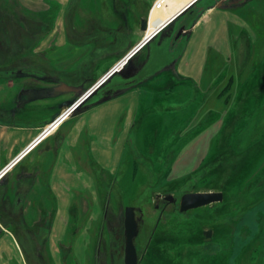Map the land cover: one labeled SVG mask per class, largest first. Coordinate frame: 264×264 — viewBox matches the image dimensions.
I'll use <instances>...</instances> for the list:
<instances>
[{
	"label": "rangeland",
	"instance_id": "374dc122",
	"mask_svg": "<svg viewBox=\"0 0 264 264\" xmlns=\"http://www.w3.org/2000/svg\"><path fill=\"white\" fill-rule=\"evenodd\" d=\"M148 1L152 4L155 0ZM216 2L202 0L178 19L176 27L180 24L189 27L202 11ZM19 8L28 17H34L29 8ZM63 9L61 5L58 7L55 19L63 16ZM233 12L236 17L231 18L235 23L230 25L231 33L229 31L232 38L228 35L227 42L226 31L219 33L215 49L212 48L215 54L204 55L208 62L214 63V69L211 67L203 72L205 81L198 83L190 78L180 86L153 88L154 96L144 94L136 103V113L128 121L132 123L130 128H126V113H121L118 123L123 129L119 131L118 127L112 136L121 143L122 149L120 157L114 160L116 164L111 165L112 169H99L98 156L92 151L99 147L109 150L113 145L111 137L96 139L92 136L84 152L78 150L82 145H75L74 153L84 156L83 164L79 162V165L76 160L72 168L65 169L71 176L85 169V175L92 179L91 192L82 203L87 213L84 222L80 219L82 215L78 207H73L77 224L73 231L78 237L84 235L90 243L84 257L88 264L94 262L99 239L110 240L111 235L103 221L104 208L110 217L109 211H124L126 206H152L154 193L160 191H173L179 196L187 192H224L225 200L217 206L222 216L233 218V225L223 226V232H231L232 240L228 242L230 236L226 234L225 258L218 259L217 264H264V0H254ZM188 43L187 38L180 36L174 49L167 53L168 58L175 62L172 56L178 57ZM217 49L230 53L227 59L217 53ZM160 82L152 81L155 84ZM114 87L110 84L102 87L77 112L95 104L99 96ZM16 89L17 86L12 89L0 79V102L14 94ZM30 106L37 115L44 117L48 114L42 104L32 103ZM46 147L47 143L35 152H42L43 162L53 159L54 151L47 152ZM61 152L59 148V155ZM103 158L108 164V156ZM152 227L143 228L142 236L137 240L142 254ZM176 228H173L172 239H163L165 258L169 264H200L193 261L201 255L199 252L184 253L185 245L183 242L180 245L182 231ZM59 241L51 242L49 264H61ZM150 255L149 252L145 255V264ZM205 258L207 262L205 260L202 264H211L210 257Z\"/></svg>",
	"mask_w": 264,
	"mask_h": 264
},
{
	"label": "crops",
	"instance_id": "0c3cea01",
	"mask_svg": "<svg viewBox=\"0 0 264 264\" xmlns=\"http://www.w3.org/2000/svg\"><path fill=\"white\" fill-rule=\"evenodd\" d=\"M69 1L0 0L2 9H15L28 16L20 11L19 6H24L30 11L52 10L54 16L50 30L36 38L37 42L40 39L42 41L35 50L38 64L34 69L35 77L22 74L17 80H3L12 89L16 86L17 89L16 94H11L0 102L3 111L0 116V172L16 161L42 135L44 129L65 112L76 96L102 79L141 43L149 30L160 27L173 14V9L162 12L151 11L156 0L152 4L148 0H76L70 5L69 10L67 9L68 13L66 12L65 16ZM60 5L64 8L63 16L55 19L56 10L60 8ZM217 9L208 7L187 27L191 28L194 24L190 34L183 36L189 43L178 57L172 56L175 62H172L167 55L178 41L174 38L176 31L173 33L172 30L168 33L170 29L162 36L161 31L138 50L126 64L132 68L130 72L139 67L137 73L133 72L129 79L115 73L104 84V86L107 84L116 86L113 90H106L104 95L99 96V100L104 96H110L108 100L97 101L82 112H77L78 108L69 119L41 143L39 142L40 144H36L6 172L0 179V204L1 194L7 185L12 186L13 189L14 183L23 177L33 180L25 206L29 222L36 220V216L44 209L53 211L56 214L54 238L64 240L67 230L64 224H67L70 219L69 209L78 207V212L82 215L80 219L84 222L87 213L82 208V203L84 204V198L86 199L87 193L91 192L92 186V179L89 175H85V169H82L81 173L74 172L72 176L69 170L65 169L72 168L76 160L78 164L79 162L83 164V154L80 156L74 153L75 145H82L78 150L84 152L85 145L92 136L96 139L111 137L113 145L109 150L99 147L92 151L98 156L96 159L99 169L103 170L104 167L112 169L111 165L116 164L115 161L120 157L122 149L121 143L112 136L118 127L119 131L123 129L121 123H118L121 113H126V128H130L132 123L128 121L136 113V103L144 94L146 97L154 96L153 88L163 85L169 88L180 86L190 78L198 83L205 81L203 72L211 67L214 69V63L208 62V58L204 55L215 54L212 48L215 49L217 38H220L218 34L224 30L228 42L229 31L231 33L233 30L230 29V25L235 23L231 18L236 17L232 10L220 9L221 12H219ZM147 14L149 24L148 30L144 32L141 30V21ZM153 21L156 22L152 26ZM229 37L232 38L230 35ZM160 38H162L160 44L154 46ZM167 39L169 42H165ZM165 43L171 44L164 46ZM229 43L232 55L231 40ZM216 51L225 58L230 54L223 50ZM29 54L30 52H24V55ZM21 71L26 73L29 70L22 68ZM172 71L175 72L172 73ZM156 80L161 81L160 84L152 83ZM30 90H46L45 94L55 92L57 95L56 97L46 95V97L27 102L31 95L26 92ZM116 92L121 93L115 95ZM32 103L44 105L48 114L43 117L42 114L33 113V108H30ZM45 143H47L46 151H54V154L51 161L43 162L42 152H35ZM69 145L71 148H68ZM59 148L62 149L60 155ZM105 156L109 158L108 164H106V158H103ZM0 228L3 231L0 233V264H25L20 258L11 233L12 229L5 227L1 222ZM89 244L84 235L76 236L74 256L79 261L83 262L86 247Z\"/></svg>",
	"mask_w": 264,
	"mask_h": 264
},
{
	"label": "flooded vegetation",
	"instance_id": "af4514ba",
	"mask_svg": "<svg viewBox=\"0 0 264 264\" xmlns=\"http://www.w3.org/2000/svg\"><path fill=\"white\" fill-rule=\"evenodd\" d=\"M253 1L241 2L236 0L234 7L229 10L243 9L245 5ZM74 2L76 0L69 1L65 16L67 9ZM15 11V9L6 10L0 7V79L5 81L17 80L22 74H28L32 78L35 77L34 69L38 66L35 55L36 38L49 31L54 17L51 13L52 10H31L34 15L32 18ZM144 19H147V16L142 20ZM170 31L172 29L168 33ZM25 51L30 52V54L24 55ZM22 68H27L29 71L22 72ZM138 68L132 72L137 73ZM2 112L0 107V116H2ZM32 185L33 180L23 177L14 183L13 189L9 185L5 187L1 194L0 222L5 227L12 229L11 233L15 239L20 258L24 260L25 264H49L48 262L52 257L51 246L53 243L51 244V242L56 241L53 236L56 214L53 211L44 209L36 216V220L29 222V217L25 213V206ZM222 193L224 197L221 203L225 200V193ZM185 194L179 196L173 191H160L154 193L152 206L144 208L126 206L124 211H121V209L115 213L112 210L109 211L110 217H108V212H105L107 210L105 207L103 221L112 237L110 236V240H104L102 237L99 239L93 264H127V207L134 208L132 215L137 224V234L133 239L137 264L144 263L143 259L148 252L152 255H150V260L146 262L147 264H169L165 258V252L162 251L164 249L162 243L164 242L163 239L166 240L169 237V239H172L174 227L182 231L180 245L182 242L184 243L183 245L186 248L184 253L192 254L195 250L201 254L193 261L202 264L206 260L205 257L209 256L211 264L213 262L217 264L218 259H224V253L227 251L228 246L226 234L230 236L228 242L232 238L231 232H223V226L233 225V218L229 219L228 215L226 217L222 216L221 209L217 206L220 202L182 211L181 199ZM69 210L70 219L66 224L65 239L58 242L61 246V264H88L87 259L81 262L74 256L76 232L73 231V228L77 224L73 218L74 208L71 207ZM146 226L153 227L147 236V245L142 254L137 240L142 236L143 228ZM1 232L2 229L0 228ZM151 246H153L152 249H150Z\"/></svg>",
	"mask_w": 264,
	"mask_h": 264
},
{
	"label": "water",
	"instance_id": "95a60500",
	"mask_svg": "<svg viewBox=\"0 0 264 264\" xmlns=\"http://www.w3.org/2000/svg\"><path fill=\"white\" fill-rule=\"evenodd\" d=\"M198 0H193L190 2L185 8H183L177 15H174L173 18H171L168 21V26L161 32V36L169 29H172L174 34V38L178 39L180 36H187L191 32V28L194 26V24L191 26V28H187L185 24H180L179 28L176 29V22L180 17H182L188 10H190L197 2ZM241 2H246L247 0H238ZM236 3V0H217L216 4L212 7L218 8V9H230L234 7V4ZM148 24L149 20L144 19L141 21V30L142 31H147L148 30ZM172 33V34H173ZM172 36V35H171ZM125 58V57H124ZM122 58V59H124ZM173 67V65H172ZM137 69V68H136ZM132 68L130 66H126L125 69H120L119 71L117 68L109 71L106 73V75L100 79L98 82H96L92 87L85 89L79 96H76L74 98V102L70 105L68 108V112H72L75 108L79 106L82 107L88 100H90L94 95H96L100 89L103 87V83L105 80L109 79L112 75L115 73H118L122 75L125 79H129L133 74V72H130ZM134 70V69H133ZM135 73V72H134ZM46 90H30L26 92L27 94H30V98L26 100L27 102L36 100V98H41V97H56V93L54 92H47L45 94ZM121 92H116L115 95L120 94ZM110 98V96H104L99 102L106 101ZM56 120V119H55ZM223 193L222 192H215V191H210V192H193V193H186L183 195L181 199V210L186 211L189 209H194V208H199V207H204L207 205H210L212 203L216 202H221L223 200ZM127 214H128V219H127V224H126V241H127V264H137V254H136V249L133 243V239L136 237L137 234V224L135 220L133 219V212L134 208L133 207H127L126 208Z\"/></svg>",
	"mask_w": 264,
	"mask_h": 264
},
{
	"label": "built area",
	"instance_id": "2783aa9c",
	"mask_svg": "<svg viewBox=\"0 0 264 264\" xmlns=\"http://www.w3.org/2000/svg\"><path fill=\"white\" fill-rule=\"evenodd\" d=\"M164 5V0H156L151 8V11L153 10H161L162 7ZM164 26V25H163ZM161 27L160 30H158L157 33H159L161 30H163L166 26ZM155 33V34H157ZM153 37V36H152ZM152 37L149 36V33L147 32V34L145 35V37L143 38L142 42L138 45V47L135 48V50L131 51L130 54L122 59L120 62H118V64L116 65L115 68L120 69L123 64H126L127 61L136 53V51L138 49H140L141 47H143ZM69 112H63L58 118H56V120H54L51 124H49L44 131L42 132V135L36 140L35 143H38L39 141H41L43 138H45L49 133L55 131V129H57L58 125L68 116ZM51 127V128H50ZM50 128V130L48 131L47 129ZM26 154V152H24L16 161H14L12 164H10L5 170L0 172V179L4 176V174L18 161L20 160L21 157H23Z\"/></svg>",
	"mask_w": 264,
	"mask_h": 264
},
{
	"label": "bare ground",
	"instance_id": "6f19581e",
	"mask_svg": "<svg viewBox=\"0 0 264 264\" xmlns=\"http://www.w3.org/2000/svg\"><path fill=\"white\" fill-rule=\"evenodd\" d=\"M193 0H164V5H163V7H162V9L160 10V11H158V12H162V11H167V10H169V9H173V14H171L172 16L165 22V23H163L160 27H157V28H155V29H153V30H149V36L150 37H154L156 34L155 33H157L158 32V30H160L161 29V27L164 25V26H166L167 24H168V21L171 19V18H173L174 17V15H177L183 8H185L190 2H192ZM155 22L156 21H153V23H152V26L153 25H155ZM163 26V27H164ZM126 65L125 64H123V66L121 67L122 69L125 67ZM120 68V69H121ZM119 69V70H120ZM107 82V81H106ZM105 82V83H106ZM104 85V84H103ZM79 108V106L76 108V109H74L70 114H68V116L58 125V127L61 125V124H63L67 119H69L70 118V116L77 110ZM57 127V128H58ZM51 128V127H50ZM50 128H48L47 130L49 131L50 130ZM56 130V129H55ZM54 132V131H53ZM53 132H51V133H49L46 137H48L50 134H52ZM45 137V138H46ZM44 138V139H45ZM43 139V140H44ZM43 140H41V142L43 141ZM40 142V143H41ZM40 143H38V144H40ZM37 144V145H38ZM19 161V160H18ZM17 161V162H18ZM16 162V163H17Z\"/></svg>",
	"mask_w": 264,
	"mask_h": 264
}]
</instances>
